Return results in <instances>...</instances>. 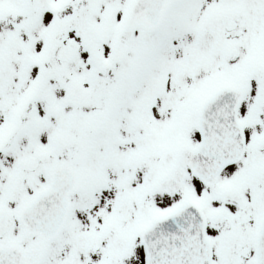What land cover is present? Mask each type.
Here are the masks:
<instances>
[{"label":"snow or ice","instance_id":"obj_1","mask_svg":"<svg viewBox=\"0 0 264 264\" xmlns=\"http://www.w3.org/2000/svg\"><path fill=\"white\" fill-rule=\"evenodd\" d=\"M0 264H264V0H0Z\"/></svg>","mask_w":264,"mask_h":264}]
</instances>
